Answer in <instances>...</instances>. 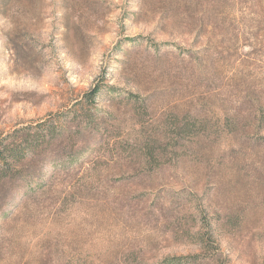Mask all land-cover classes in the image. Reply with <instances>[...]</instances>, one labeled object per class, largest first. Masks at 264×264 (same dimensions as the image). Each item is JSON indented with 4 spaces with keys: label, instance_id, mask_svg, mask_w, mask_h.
Wrapping results in <instances>:
<instances>
[{
    "label": "rangeland",
    "instance_id": "rangeland-1",
    "mask_svg": "<svg viewBox=\"0 0 264 264\" xmlns=\"http://www.w3.org/2000/svg\"><path fill=\"white\" fill-rule=\"evenodd\" d=\"M95 86L0 189V264H264V0H0V136Z\"/></svg>",
    "mask_w": 264,
    "mask_h": 264
},
{
    "label": "trees",
    "instance_id": "trees-1",
    "mask_svg": "<svg viewBox=\"0 0 264 264\" xmlns=\"http://www.w3.org/2000/svg\"><path fill=\"white\" fill-rule=\"evenodd\" d=\"M100 91L101 88L95 86L71 109L49 114L41 121L1 135L0 189L11 191L19 186L21 180L36 178L37 169L49 160L72 158L85 135L100 128L95 105V98ZM99 138L97 133L94 140L98 141ZM208 239L210 237L199 239L201 250L206 251L208 248ZM198 256L189 258L197 259Z\"/></svg>",
    "mask_w": 264,
    "mask_h": 264
}]
</instances>
